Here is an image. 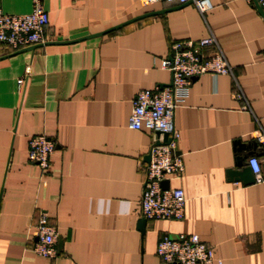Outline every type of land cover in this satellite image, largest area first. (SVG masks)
<instances>
[{"label": "crops", "instance_id": "crops-1", "mask_svg": "<svg viewBox=\"0 0 264 264\" xmlns=\"http://www.w3.org/2000/svg\"><path fill=\"white\" fill-rule=\"evenodd\" d=\"M209 2L202 18L190 3L40 0L47 16L40 46L15 55L0 49V264H160L162 236L191 234L221 264H264V181L254 183L247 166L257 158L264 175L253 139L264 135V18L253 2ZM30 9L31 0H0L5 15ZM208 36L232 76L191 80L173 115L183 170L168 183L182 190L184 216L145 220L143 167L162 137L128 128L131 102L168 85L160 65L171 43ZM32 136L54 145L44 173L26 160ZM40 216L55 232L50 259L32 251Z\"/></svg>", "mask_w": 264, "mask_h": 264}, {"label": "built area", "instance_id": "built-area-1", "mask_svg": "<svg viewBox=\"0 0 264 264\" xmlns=\"http://www.w3.org/2000/svg\"><path fill=\"white\" fill-rule=\"evenodd\" d=\"M254 2L264 9V0H244ZM164 2L183 5L190 3L200 17L211 9L209 0H139L141 6ZM47 25V16L40 0H31L29 13L21 16L5 15L0 12V49L18 51L41 42L42 32ZM203 50H209L202 57ZM162 70L170 75L168 85L161 88L139 91L131 102L127 119L129 129H143L150 133L166 134L168 142L164 145H152L148 148V162L143 167L142 192L139 200L140 216L145 220L180 221L184 216L185 198L179 188L162 189L160 183L178 179L183 170L182 158L176 154V142L179 134L173 127L174 111L186 101L192 79L201 75L232 76L224 56L212 36L196 42L185 41L171 43L167 56L161 61ZM23 84L16 81L17 90ZM241 101V96L236 94ZM242 110L245 106H242ZM262 147L264 159V135L253 137ZM53 143L43 136H32L27 140L26 160L46 172ZM247 166L254 183L264 181L261 165L257 158L247 160ZM36 242L32 251L46 259L54 255L55 232L40 216L32 227ZM155 256L160 264H221L210 247L202 243L194 234L176 237L162 236L156 243Z\"/></svg>", "mask_w": 264, "mask_h": 264}, {"label": "water", "instance_id": "water-1", "mask_svg": "<svg viewBox=\"0 0 264 264\" xmlns=\"http://www.w3.org/2000/svg\"><path fill=\"white\" fill-rule=\"evenodd\" d=\"M253 3H254V2H253ZM254 4H255V3H254ZM255 5H256V4H255ZM256 8H257L259 14L264 18V9L260 8V7L257 6V5H256ZM154 14H155V13H149V14L140 15V16L134 17V18H132V19H130V20H128V21H125V22H123V23H121V24H119V25H117V26H114V27H112V28H109V29H107V30H105V31H103V32H101V33H97V34H94V35L85 36V37H82V38H80V39H77V40H74V41H71V42H68V43H61V44L77 43V42L84 41V40H87V39H91V38H95V37L103 36V35H105V34H108V33H110V32H113V31H115V30H117V29H120V28L126 26V25L132 24V23H134V22H136V21H139V20H141V19H144V18H146V17H148V16H152V15H154ZM38 46H40V45H33V46H30V47H27L26 49L18 50V51H16V52H14L13 54L15 55V54H19V53L26 52V51H32L33 49H35V48L38 47ZM154 134H155L156 136L161 135L162 140H161V143H159V144L164 145V144H166V143L168 142V137H167L166 134H159V133H157V132H155ZM146 159H147V161H148V156L146 157ZM160 187H161L162 189H166V188L168 187V182H166V181L161 182V183H160ZM143 223H144V220H142V219L138 221V227L140 228V231H142Z\"/></svg>", "mask_w": 264, "mask_h": 264}]
</instances>
